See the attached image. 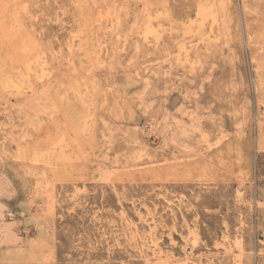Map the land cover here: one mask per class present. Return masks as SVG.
I'll use <instances>...</instances> for the list:
<instances>
[{"label":"rangeland","instance_id":"obj_1","mask_svg":"<svg viewBox=\"0 0 264 264\" xmlns=\"http://www.w3.org/2000/svg\"><path fill=\"white\" fill-rule=\"evenodd\" d=\"M226 236L264 264V0H0V264Z\"/></svg>","mask_w":264,"mask_h":264},{"label":"bare ground","instance_id":"obj_2","mask_svg":"<svg viewBox=\"0 0 264 264\" xmlns=\"http://www.w3.org/2000/svg\"><path fill=\"white\" fill-rule=\"evenodd\" d=\"M203 9V8H202ZM154 37H159V34H155ZM35 73L39 75V78L42 80L43 78H45V76L48 73V71L42 67V68H37L35 69ZM35 75V74H34ZM22 86V85H19ZM21 91V90H20ZM142 212L138 211L137 212V216L139 220H143L145 219L142 216ZM144 222L147 224V227L150 231H153L154 229H156L155 227L157 226L156 221L154 218L151 219H145ZM144 223H142L143 225ZM136 228V227H135ZM133 229L132 232H136L138 231V229ZM9 232V231H8ZM138 233V232H137ZM135 236V235H134ZM9 237V236H8ZM139 238V237H138ZM225 243L223 244V251H222V255L223 256H230L233 259L234 264H242L243 262V255L245 253L244 249L240 246V240L239 238L236 239V245L233 247L231 245V242L228 241L229 237L226 236L223 238ZM9 241V240H8ZM226 243H228L226 245ZM233 244V243H232ZM222 245V244H221ZM190 251L187 252L185 250V253L182 257L174 255L172 253H168L166 251H164L160 245L158 244L157 241H152V245L150 247V253L151 255H149L147 258H145V261L148 264H151L154 260L156 261L157 264H205L206 262H209L208 260L210 255H205L204 258H206V261L203 260L202 256H196L193 254V250L195 249V244L194 245H190L189 247ZM219 253V252H218ZM143 254V253H142ZM146 254V252H145ZM211 254V253H210ZM212 255V254H211ZM147 256V255H146ZM213 257V256H211ZM213 260V259H212ZM144 262V261H142ZM211 262V261H210ZM213 262V261H212ZM144 264V263H143ZM210 264V263H209Z\"/></svg>","mask_w":264,"mask_h":264}]
</instances>
